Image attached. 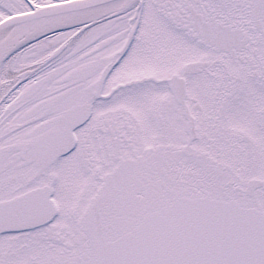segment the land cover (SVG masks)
Segmentation results:
<instances>
[{
	"label": "snow or ice",
	"instance_id": "obj_1",
	"mask_svg": "<svg viewBox=\"0 0 264 264\" xmlns=\"http://www.w3.org/2000/svg\"><path fill=\"white\" fill-rule=\"evenodd\" d=\"M0 264H264V0H0Z\"/></svg>",
	"mask_w": 264,
	"mask_h": 264
}]
</instances>
